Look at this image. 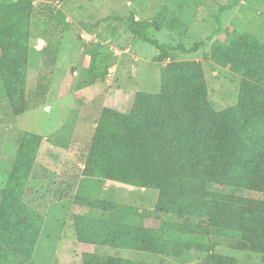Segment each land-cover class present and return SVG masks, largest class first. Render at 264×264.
Here are the masks:
<instances>
[{
  "label": "rangeland",
  "instance_id": "rangeland-1",
  "mask_svg": "<svg viewBox=\"0 0 264 264\" xmlns=\"http://www.w3.org/2000/svg\"><path fill=\"white\" fill-rule=\"evenodd\" d=\"M232 30L263 39L264 0H50L33 4L27 103L22 115L13 116L0 79V190L8 182L23 134L41 136L22 201L43 224L30 260L0 245V264H84L86 255L92 253L131 264H202L196 250L213 242L217 243L215 253L233 257L239 264L262 263L263 253L237 252L225 236L182 228L202 225L200 219L158 213L156 190L82 177L101 111L126 112L138 94H159L160 69L168 62H200L211 108L220 112L235 106L241 77L229 66L203 57L214 41H223ZM146 39L170 45V59L154 62L158 50ZM206 190L212 200L264 209V194L220 190L213 185ZM77 197L106 200L113 209L92 210L76 203ZM104 223L136 228L132 230L136 233L123 234L128 240L149 232L158 251L112 244L94 248L96 238L100 241L105 235Z\"/></svg>",
  "mask_w": 264,
  "mask_h": 264
},
{
  "label": "trees",
  "instance_id": "trees-1",
  "mask_svg": "<svg viewBox=\"0 0 264 264\" xmlns=\"http://www.w3.org/2000/svg\"><path fill=\"white\" fill-rule=\"evenodd\" d=\"M48 1L0 0V79L15 117L25 112L27 103L33 4ZM146 42L158 50L154 62L170 59V45L153 39ZM203 57L229 66L241 77L235 106L220 112L211 108L200 62H168L160 69L159 94H138L126 112L101 111L82 175L156 190L158 213L203 221L195 228L183 225L185 230L225 236L229 247L237 252L264 255V209L212 200L206 190L213 185L220 190L264 194V36L260 39L247 32L227 31L224 40L214 41ZM41 141L36 134H23L8 182L0 190V245L26 260L32 258L43 224L22 201ZM75 202L102 212L113 209L106 200L77 197ZM132 230L136 228L104 223L103 239H85L94 241V248L112 244L141 252L158 251L149 232L138 235L137 240L123 237ZM212 244L196 250L202 264H239L233 257L215 253L217 243ZM84 264L131 262L92 253L86 255Z\"/></svg>",
  "mask_w": 264,
  "mask_h": 264
},
{
  "label": "crops",
  "instance_id": "crops-1",
  "mask_svg": "<svg viewBox=\"0 0 264 264\" xmlns=\"http://www.w3.org/2000/svg\"><path fill=\"white\" fill-rule=\"evenodd\" d=\"M84 178V176H82Z\"/></svg>",
  "mask_w": 264,
  "mask_h": 264
}]
</instances>
